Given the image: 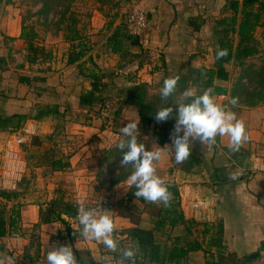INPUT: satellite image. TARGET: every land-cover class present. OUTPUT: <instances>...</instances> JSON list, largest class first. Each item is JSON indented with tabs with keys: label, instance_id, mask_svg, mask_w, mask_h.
Returning <instances> with one entry per match:
<instances>
[{
	"label": "crops",
	"instance_id": "0c3cea01",
	"mask_svg": "<svg viewBox=\"0 0 264 264\" xmlns=\"http://www.w3.org/2000/svg\"><path fill=\"white\" fill-rule=\"evenodd\" d=\"M132 2L146 13L147 43L161 51L160 60L150 61L143 57L128 61L126 58L125 77H119L115 85L129 87L145 82L159 95L164 79L179 76L177 98L188 88L200 92L197 69L213 62L215 20L230 13L227 0H125V6L129 7ZM93 12L87 24L88 33L92 34L88 42L93 48L100 49L118 22L115 20L114 27L108 28L105 13L97 7ZM193 17L195 24L200 25L197 29L189 23ZM20 30L17 11L0 12V116H26L18 128L7 126L2 129L0 126V188L18 192L13 200L0 197V203H5L6 208L12 204L19 208L16 226L0 238L3 245L0 261L3 264H47L49 250L55 245H68L72 247L78 264H115L114 252L100 242L80 236L73 226L67 231L59 220H52L34 227L38 222L39 208L48 207L59 195L74 203L102 197L101 191L108 189V183L99 184L98 181L101 161L105 160L102 153L114 145L119 138L115 128L120 130L122 126L117 123L114 128L110 121L99 117L83 122L81 118L84 116L77 113V97L89 89V81L79 76L77 67L65 64L70 43L60 32L56 36L48 34L41 43L50 47L52 53L50 60L40 67L48 72L41 75L43 80L35 79L40 76L36 73L19 71L16 67L20 60L17 51L23 45ZM107 30L109 32L103 39L100 35ZM255 36L259 38L258 28ZM259 49L260 52L245 61L264 59L262 40ZM262 59L261 63L264 62ZM97 62L99 64L100 60ZM102 65L107 66V63L104 61ZM231 65L234 66L232 63L225 65L228 78L218 81L226 86V92L214 94V97L218 104L244 121L249 137L247 142L238 152H233L228 147L227 137L218 136L215 144L203 145L196 140L192 142V149L197 159L188 169L169 171L173 160L172 153L166 149L155 166L157 175L177 182L179 203L185 216L221 223L227 251L245 257L240 264H264V102L247 104L235 89V81L240 75L231 73ZM21 74L29 76L28 83L18 81ZM41 97H45L46 102L52 101L42 105L41 111L58 102L70 108L65 114L67 121L61 127L55 129L53 115L35 110L42 103ZM232 98L237 99L236 105L230 103ZM167 106H171V101ZM124 116L125 125L127 119L137 121L132 104L125 106ZM171 120L175 124V110ZM15 134L21 135L24 141L7 147ZM140 136L148 141L149 149L156 147L154 144L161 148L171 145L170 142L158 144L152 138ZM53 162H57L58 167L53 166ZM125 190L126 184L125 188L116 190L115 196L109 197L115 202L111 216L116 226L114 236L119 240L124 238L119 231L131 225L129 219L118 212L117 203ZM199 198L204 201L202 207L191 209L190 203ZM149 223L147 214H142L141 225L148 226ZM187 264H205L204 252H189Z\"/></svg>",
	"mask_w": 264,
	"mask_h": 264
},
{
	"label": "trees",
	"instance_id": "16d2710c",
	"mask_svg": "<svg viewBox=\"0 0 264 264\" xmlns=\"http://www.w3.org/2000/svg\"><path fill=\"white\" fill-rule=\"evenodd\" d=\"M46 1L51 3L53 0ZM46 1L45 5L47 4ZM97 1L100 3L97 8L103 11L105 16L109 14V10L112 7L117 5L116 0ZM130 1L137 2V0ZM104 5L108 7H105L107 10H105ZM226 5L230 13L215 20L213 62L208 67L203 66L197 69L200 92L210 88L213 95L226 92V86L218 83L219 80L228 78L229 72L225 66L226 64L242 65L246 58L260 52L254 33L257 26L264 24V21H262L264 0H228ZM62 13L64 14V10ZM117 15V11H114L109 17L110 19L106 25L108 28L112 26V19L116 18ZM194 19L195 17L191 18L189 23L197 29L200 25L199 23L195 24ZM59 30L62 38L70 43L65 64L77 67L79 76L89 81V89L82 91L77 97V113H81L85 119L99 117L103 121H110L115 128L118 123L117 120L124 116V107L127 104H132L137 112L140 135L152 138L158 144L171 143L170 133L175 124L171 118L161 123H157L154 119L155 112L162 101L160 102L159 95L151 89L150 85L145 82H137L129 87H122L115 85V76L111 72L98 73L102 68L97 64V59H99L101 52L108 50L110 53H122L125 51L130 56L129 47L139 44L138 37L134 34H128L126 29L124 30L118 23L106 38V42L102 47L96 49L88 42L89 36L87 34L89 33L85 29V25L82 27L76 25L75 18L71 17L67 20ZM84 31H87V34ZM37 36L38 34L32 25L21 26L19 38L23 42L25 57L30 64L47 62L52 56L49 49L37 42ZM218 48H226L228 50L229 54L223 60H216L215 58ZM262 60L264 61V59ZM86 63L89 64L87 65ZM85 69L88 70L87 73H85ZM243 70L251 71V73L252 71L255 72L258 80L263 79L264 81V62L256 69H252V65L247 64ZM247 72L239 74V78L235 81V89L243 94L247 104H255L264 99V85L259 88L253 87V91L247 89L240 81V77L248 76ZM35 79L43 80L44 77L36 76ZM18 81L28 83L29 76L21 74L18 77ZM69 111V107L58 102L49 105L47 109L40 112L42 114H51L56 118V129V127H61L67 121L65 114ZM25 117L24 114L0 116V126L2 129L7 128V126L13 129L18 128ZM115 130L119 134L121 133L117 128ZM143 143L147 145L148 142L144 141ZM115 148L113 145L106 149L104 151L106 154L105 158L114 153ZM171 158L173 165L169 168V171H172L173 168L186 170L197 159L193 149L191 156L182 164L175 163L173 153ZM66 164L64 163L63 165ZM53 166L58 167L57 162H53ZM131 171L132 167L129 165L128 170L115 178L112 183L124 179L126 182ZM165 182L172 196L168 207H165L162 203H151L143 198H136L134 195L135 189H130L127 183H125L126 190L123 197L118 200L119 214L127 217L131 223L130 226L119 231V234L124 235L123 239H118L119 248L123 249L124 243L127 247L138 244L139 248L135 264H187L189 252L195 250L204 252L205 264H240V262L245 260L244 256H237L234 252L227 251V246L223 240L221 223L200 221L185 216L179 203L177 182L174 180H165ZM17 196L18 192L15 190L0 188V197L5 200H13ZM105 197L115 207V202L108 196ZM76 204L62 199L61 195H59V198L51 201L48 207L39 208L38 222L34 224V227L40 223L59 220L67 231L72 226L76 231H79L80 228L74 220ZM142 214H147L150 222L148 226L141 225ZM18 219L19 208L17 206L12 204L6 208L5 203H0V238L8 234L12 227L16 226ZM2 246V243H0V249H2ZM119 255V251L115 252L116 258ZM17 264L23 263L17 262Z\"/></svg>",
	"mask_w": 264,
	"mask_h": 264
},
{
	"label": "clouds",
	"instance_id": "9594fccd",
	"mask_svg": "<svg viewBox=\"0 0 264 264\" xmlns=\"http://www.w3.org/2000/svg\"><path fill=\"white\" fill-rule=\"evenodd\" d=\"M228 54L226 48H218L215 58L223 60ZM179 79V76L164 79L159 91L162 103L154 115L157 123L166 122L175 110L176 122L170 133L171 145L161 148L154 144L156 147L149 149L140 140L139 123L135 120L128 121L120 129L123 139L116 143V148L122 153L120 165L123 168L129 165L132 167L127 184L130 189H135V197L151 203H162L165 207L169 206L172 196L165 180L157 175L155 166L164 149L174 154L176 164H182L191 156L193 141L199 140L203 145L215 144L218 136L227 137L230 151L238 152L249 139L244 121L238 119L231 110L218 104L212 89L198 92L188 88L177 98ZM170 101L171 106H167ZM230 103L236 105L237 99L232 98ZM76 218L80 225V236L102 243L111 252L119 251L120 255L115 264H135L138 244L119 248L118 239L114 236L115 222L108 211L90 208L81 202ZM46 261L47 264H78L72 247L68 245H55L48 251ZM0 264H3V261H0Z\"/></svg>",
	"mask_w": 264,
	"mask_h": 264
},
{
	"label": "rangeland",
	"instance_id": "374dc122",
	"mask_svg": "<svg viewBox=\"0 0 264 264\" xmlns=\"http://www.w3.org/2000/svg\"><path fill=\"white\" fill-rule=\"evenodd\" d=\"M45 1L46 0H0V12H8L9 9H14L15 11H17L18 15L20 16V25L21 26L22 25H29V26L32 25V27L36 30L38 34L37 42L43 43L48 34L51 36L58 35L60 32L59 28L62 25H64L65 22L69 20L71 17L75 18L76 25H79L80 27L85 25V29H87V24L89 23V21H91L92 15L94 13L93 8L98 6L96 0H53L51 3L46 1L47 2L46 5H45ZM116 1H117L116 3L117 5L112 7L111 10H109V14H106V19L109 21L110 19L109 17H111L114 11H117L118 17L116 16V18L112 19L113 20L112 26H113L114 21L116 20L118 23H120V25L122 26L124 30L126 29L128 34L132 35L131 30L127 27V24H126L127 22L125 19V14L127 12L128 6H125V0H116ZM132 4H135V3L132 2ZM105 7L107 8V6ZM106 8L105 10H107ZM63 10H64V14L62 13ZM100 18L103 19V17L101 16ZM262 21H264V14H263ZM257 28H258L259 38L256 36L255 37L259 44L260 40L264 41V24L257 26ZM84 32H86L87 34V31H84ZM108 32L109 30L105 32L103 31V33H101L102 35L100 34L99 35L104 39V36ZM87 36H89L88 39H91L92 34H87ZM145 38L146 39L144 40V43L147 46H149V44L147 43L148 35ZM45 48L51 51L50 47H45ZM128 52L130 53V56L128 55V53H125V51L122 53H113L115 55H112V53L110 55L109 52H101L99 59H97V60H100V62L99 64L98 63L97 64L100 65L102 68L100 69L98 73L102 74L104 72H111L115 76V79H116L115 82H117L120 79L119 77L121 76L122 78L125 77V59L126 58L128 59L130 58L128 61H132L135 59L139 60V58H143V57L146 59H149L150 61L160 60V57L153 58L150 54H148L145 50H143L139 44L130 46ZM17 53H18L17 59H20V60L19 62H17L16 67L18 68L19 71L21 70V71H26L30 73H36V75H40V76L43 75L44 73L45 74L48 73L46 70L42 71V69H40V67H42V64H45V63L37 62V63L30 64L27 62L23 45L19 47V50L17 51ZM114 56H116V58ZM246 59H250V57ZM251 59H253L251 62L247 60V61H244L242 65H234V66L231 65L230 69L233 66V68L231 69V73H236L235 75H237V73L241 74V72L246 73L247 71H244L243 68L247 66V64L249 63H251L252 69H256L258 66L261 65L262 58L259 59L260 61L254 58H251ZM104 61L107 63V66L102 65ZM86 64L88 65L89 63H86ZM84 71L85 73L88 72V70L86 69ZM247 75H248L247 78L245 75L243 76L246 79L244 78L240 79V81L243 83V85L247 89H250L251 85H254L253 87L255 88H259L264 85L263 79L258 80V76H256L255 72L252 71L251 73V71H249L247 72ZM250 78H253V79L250 80ZM240 94L243 97V94L242 93ZM45 99H46L45 97H41L40 100L43 104L39 103L35 110L41 111L43 108L42 105H44L45 103H52V101L46 102ZM114 101H116V99H114ZM259 102H264V99H262V101L260 100ZM59 103L62 104V102H59ZM124 110H125V107H124ZM81 119H83V122L85 121L89 122V120H86L83 117ZM125 119H126L125 116H123L122 118H119L117 120V122L119 123V126H122V127L125 126V122H124ZM120 121H122V123H120ZM118 137L119 138L114 143V147H116V143L120 139H123L121 133L118 135ZM140 140L141 142L147 141V140H144L141 136H140ZM146 146L149 147V144L147 143ZM102 155L106 156L105 152L102 153ZM121 155L122 153L117 148H115L114 153H111L110 156L108 158H105V160H103L101 163V166H102L101 171H100L101 173L98 174L99 184L100 182L108 183V186H107L108 189H106V191H103V190L101 191V194L104 197L105 196H108V197L115 196L116 195L115 192L117 189L119 190L125 187V179L112 183V181H114L115 178H117L118 176H121L123 173H125V171L128 170V167L123 168L119 163ZM99 195H100V192L97 193V196ZM97 198H101V196ZM97 198H93V199H97ZM34 230L35 228L32 229L33 235L35 234ZM125 247L127 246H125V243H124L123 248Z\"/></svg>",
	"mask_w": 264,
	"mask_h": 264
},
{
	"label": "built area",
	"instance_id": "2783aa9c",
	"mask_svg": "<svg viewBox=\"0 0 264 264\" xmlns=\"http://www.w3.org/2000/svg\"><path fill=\"white\" fill-rule=\"evenodd\" d=\"M126 22L127 27L131 30L132 34L138 37L140 47L148 54H150L153 58L160 57L161 51L158 48L147 46L144 43V40L146 39L145 37L148 35V20L143 8L138 4L130 5L126 12ZM23 141L24 139L21 135L15 134L12 137V143H7V147H11L13 146V144H21ZM80 203L81 202H77L76 204V211L74 216L75 223L79 228L80 225L76 217L77 209ZM83 203L90 208H96L100 211H108L109 214L112 215L113 204L106 197L83 201ZM203 203V199H195L190 203V208L193 210H198L200 207H202Z\"/></svg>",
	"mask_w": 264,
	"mask_h": 264
},
{
	"label": "water",
	"instance_id": "95a60500",
	"mask_svg": "<svg viewBox=\"0 0 264 264\" xmlns=\"http://www.w3.org/2000/svg\"><path fill=\"white\" fill-rule=\"evenodd\" d=\"M187 102H190V101H186V103H187Z\"/></svg>",
	"mask_w": 264,
	"mask_h": 264
}]
</instances>
